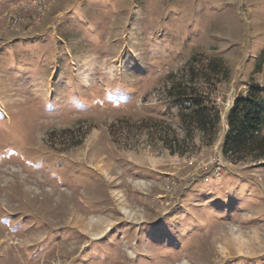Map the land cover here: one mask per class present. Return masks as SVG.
Masks as SVG:
<instances>
[{
    "label": "rangeland",
    "instance_id": "374dc122",
    "mask_svg": "<svg viewBox=\"0 0 264 264\" xmlns=\"http://www.w3.org/2000/svg\"><path fill=\"white\" fill-rule=\"evenodd\" d=\"M263 63L264 0H0V264H264Z\"/></svg>",
    "mask_w": 264,
    "mask_h": 264
},
{
    "label": "trees",
    "instance_id": "16d2710c",
    "mask_svg": "<svg viewBox=\"0 0 264 264\" xmlns=\"http://www.w3.org/2000/svg\"><path fill=\"white\" fill-rule=\"evenodd\" d=\"M261 95L260 90H253L247 96L237 98L226 118L229 131L221 147L224 154L238 155L253 151L257 158L264 159V136L259 137L264 126V111L261 108L264 98ZM193 102L195 106H200L197 101Z\"/></svg>",
    "mask_w": 264,
    "mask_h": 264
},
{
    "label": "bare ground",
    "instance_id": "6f19581e",
    "mask_svg": "<svg viewBox=\"0 0 264 264\" xmlns=\"http://www.w3.org/2000/svg\"><path fill=\"white\" fill-rule=\"evenodd\" d=\"M6 174V173H5Z\"/></svg>",
    "mask_w": 264,
    "mask_h": 264
}]
</instances>
